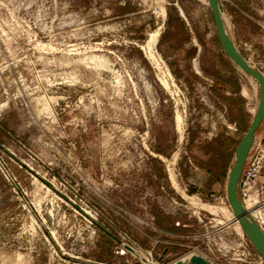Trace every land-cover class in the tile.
<instances>
[{"label":"rangeland","instance_id":"1","mask_svg":"<svg viewBox=\"0 0 264 264\" xmlns=\"http://www.w3.org/2000/svg\"><path fill=\"white\" fill-rule=\"evenodd\" d=\"M220 3L239 53L263 67L264 0ZM261 95L208 0H0V264L121 259L100 227L90 242L74 209L87 204L161 264L193 249L264 264L229 200Z\"/></svg>","mask_w":264,"mask_h":264},{"label":"water","instance_id":"2","mask_svg":"<svg viewBox=\"0 0 264 264\" xmlns=\"http://www.w3.org/2000/svg\"><path fill=\"white\" fill-rule=\"evenodd\" d=\"M208 2L212 10L216 32L223 50L237 66L242 68L251 76L255 77L262 89L261 99L254 117L252 118L249 127L247 128L236 148L235 163L230 171L229 176V200L231 208L234 211L236 218L239 220L243 231L250 237L251 241L257 247L264 258V231L253 219V217L247 212V210H244V206L238 197V182L245 165L248 152L252 145L256 130L264 119V75L258 69L254 68L239 53L234 43L232 42L224 23L220 0H208ZM98 225L116 241L122 243L125 247L135 252L138 256H140V258H142V260L147 261V258L145 256L137 252L130 244L120 239L107 227L100 223H98ZM193 250H196L197 253L191 255L190 258L182 260L180 259V257L183 255L182 254L175 259L169 260L168 264H210L209 259L204 254H202L197 249ZM149 264L154 263L150 262Z\"/></svg>","mask_w":264,"mask_h":264},{"label":"built area","instance_id":"3","mask_svg":"<svg viewBox=\"0 0 264 264\" xmlns=\"http://www.w3.org/2000/svg\"><path fill=\"white\" fill-rule=\"evenodd\" d=\"M252 65V64H251ZM264 75V66L258 69ZM261 123H264V119ZM238 197L242 202L243 206L247 209V212L253 217V219L258 223L261 229L264 231V136L260 138L259 141L256 139V135L254 136L252 145L248 152L245 165L243 167L239 182H238ZM253 198V205H249V201ZM72 208L75 205L74 201H70ZM87 207H76L74 208L77 214L83 218L81 220L85 221V225L88 229V237L90 238V242L93 243L94 237L98 233L99 229V213L93 208V206L87 204ZM154 217H151L150 221H148L149 225L154 226L153 224ZM101 224V223H100ZM101 228V227H100ZM120 239L130 244L137 252L141 253L142 248L137 245V243L133 242L129 235L122 231L116 234ZM116 241V240H115ZM119 245V255L123 260L121 261H99L91 258H85L84 263H79L76 261H72L73 264H146V261L142 260L140 256H138L135 252L131 251L127 247H125L122 243L116 241ZM160 239L156 238L155 243H159ZM168 242L169 241H165ZM256 247V246H255ZM257 248V247H256ZM241 252V256H247V252L249 254V250L245 247ZM229 250V249H228ZM247 250V252H246ZM258 250V249H257ZM148 251V250H146ZM150 252L154 264L158 261L155 260L152 250ZM259 252V250H258ZM56 253L59 251L56 249ZM142 254V253H141ZM79 258V255L76 256ZM239 260H243V262H247L246 258L239 257ZM210 262H212L209 259ZM70 264V260L68 261ZM262 262V261H261ZM158 264H161L158 262Z\"/></svg>","mask_w":264,"mask_h":264},{"label":"bare ground","instance_id":"4","mask_svg":"<svg viewBox=\"0 0 264 264\" xmlns=\"http://www.w3.org/2000/svg\"><path fill=\"white\" fill-rule=\"evenodd\" d=\"M162 13H163V16H166V8H165V7L162 8ZM227 32H228V31H227ZM228 34H229V33H228ZM156 35H157V31L152 32V33H151V38L154 39ZM230 38H231V37H230ZM179 116H180V115H179ZM249 205H250V206L253 205V198H251V200L249 201ZM210 207H211V206H210ZM223 210H224V209H223ZM244 210H247V209L244 207ZM233 212H234V211H233ZM234 215H235V213H234ZM235 217H236V215H235ZM236 219H237V218H236ZM237 220H238V219H237ZM238 221H239V220H238ZM236 223H238V222H236ZM240 227H241V226H240ZM240 232H241V231H240ZM141 253H142L143 256H145V257L147 258L146 264H149L150 262L154 263V262H153V258H152V256H151L150 252L142 250ZM196 253H197L196 250H190V251H188L187 253L183 254V255L180 257V259H182V260L188 259V258L191 257V255L196 254ZM155 264H158V262L155 263Z\"/></svg>","mask_w":264,"mask_h":264},{"label":"crops","instance_id":"5","mask_svg":"<svg viewBox=\"0 0 264 264\" xmlns=\"http://www.w3.org/2000/svg\"><path fill=\"white\" fill-rule=\"evenodd\" d=\"M204 174V173H203ZM203 174H201V175H199V176H201V178L202 179H200L201 181L200 182H202L203 180H204V178L206 177L205 176V174L203 175ZM205 176V177H204ZM204 185V184H203ZM202 185V188H204V186ZM211 190H213V189H211ZM151 219V218H150ZM147 222V221H146ZM149 224V223H148ZM153 224H154V222H153ZM155 225V224H154ZM139 229V231H141V230H143L141 227H139L138 228ZM172 236L170 237H168V238H174V236L175 235H182L180 232H172ZM148 237L151 239V241H150V243H149V247H150V249H153L154 247H156V243H155V239L157 238V234L155 233V232H150L149 233V235H148ZM175 237H179V236H175ZM178 240H180V238H177V240H176V242H179ZM171 241H173L172 239L170 240V242L169 243H172ZM135 242V241H134ZM135 243H137V242H135ZM137 245H139L142 249H144L142 246H141V243H137ZM113 260H116V261H121V260H123L122 258L120 259V257H118L117 255H114V257H113Z\"/></svg>","mask_w":264,"mask_h":264},{"label":"trees","instance_id":"6","mask_svg":"<svg viewBox=\"0 0 264 264\" xmlns=\"http://www.w3.org/2000/svg\"><path fill=\"white\" fill-rule=\"evenodd\" d=\"M227 55V54H226ZM228 56V55H227ZM229 57V56H228ZM230 58V57H229ZM235 85V81L232 82ZM213 140V139H212ZM213 142V141H212ZM228 142V141H227ZM229 148V142L226 145H220V143L217 144V151L220 150H227ZM219 153V152H218ZM211 158H212V154L211 151L209 152ZM206 169L208 170V172L210 173L211 177H213L215 180H218L220 177V174H214V171L211 169V167H206Z\"/></svg>","mask_w":264,"mask_h":264}]
</instances>
